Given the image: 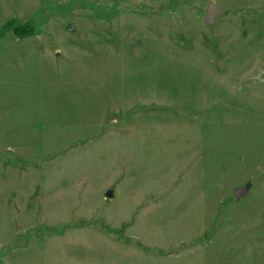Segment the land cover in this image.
Returning <instances> with one entry per match:
<instances>
[{"label": "rangeland", "instance_id": "1", "mask_svg": "<svg viewBox=\"0 0 264 264\" xmlns=\"http://www.w3.org/2000/svg\"><path fill=\"white\" fill-rule=\"evenodd\" d=\"M13 17L0 264H264V0H0Z\"/></svg>", "mask_w": 264, "mask_h": 264}, {"label": "water", "instance_id": "2", "mask_svg": "<svg viewBox=\"0 0 264 264\" xmlns=\"http://www.w3.org/2000/svg\"><path fill=\"white\" fill-rule=\"evenodd\" d=\"M224 11L218 7L213 1L209 2L205 15H204V23L206 25H213L216 21V18L219 16H223ZM250 188V184H246L243 187H238L234 189V196L237 200H240L243 194L248 192ZM107 196H112V192H108Z\"/></svg>", "mask_w": 264, "mask_h": 264}, {"label": "trees", "instance_id": "3", "mask_svg": "<svg viewBox=\"0 0 264 264\" xmlns=\"http://www.w3.org/2000/svg\"><path fill=\"white\" fill-rule=\"evenodd\" d=\"M16 18H11L8 20L1 28H0V36H2L5 32L12 31L14 35H16L19 38H25L29 35H32V33H27L25 30H22V27L16 25L15 27L11 26L14 22H16Z\"/></svg>", "mask_w": 264, "mask_h": 264}, {"label": "crops", "instance_id": "4", "mask_svg": "<svg viewBox=\"0 0 264 264\" xmlns=\"http://www.w3.org/2000/svg\"><path fill=\"white\" fill-rule=\"evenodd\" d=\"M13 18H16V17H13ZM10 19H11V18H10ZM10 19H9V20H10ZM4 24H5V23H4ZM4 24H3V25H4ZM128 224H129V223H127V225H126V226H129Z\"/></svg>", "mask_w": 264, "mask_h": 264}]
</instances>
